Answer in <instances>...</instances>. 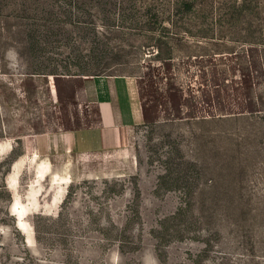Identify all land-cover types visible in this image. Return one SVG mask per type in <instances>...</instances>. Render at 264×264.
<instances>
[{"label": "rangeland", "instance_id": "1", "mask_svg": "<svg viewBox=\"0 0 264 264\" xmlns=\"http://www.w3.org/2000/svg\"><path fill=\"white\" fill-rule=\"evenodd\" d=\"M94 76L137 82L126 143L30 148ZM6 145L0 264H264V0H0Z\"/></svg>", "mask_w": 264, "mask_h": 264}, {"label": "crops", "instance_id": "2", "mask_svg": "<svg viewBox=\"0 0 264 264\" xmlns=\"http://www.w3.org/2000/svg\"><path fill=\"white\" fill-rule=\"evenodd\" d=\"M84 103L97 112L98 124L67 133L41 134L30 148L50 151L62 148L77 154L120 147L143 118L142 103L134 79L117 76L84 77Z\"/></svg>", "mask_w": 264, "mask_h": 264}, {"label": "bare ground", "instance_id": "3", "mask_svg": "<svg viewBox=\"0 0 264 264\" xmlns=\"http://www.w3.org/2000/svg\"><path fill=\"white\" fill-rule=\"evenodd\" d=\"M9 146H2V148H1V150L0 151H3V152H7L8 150H9ZM35 155H36V153L34 154V157H35ZM40 169H39V171H38V175L39 176H42V175H44L45 174V172H46V170H47V166H46V164H44V163H42V164H40ZM62 180L64 181V182H61L62 184H65V183H67L68 182V180H67V177L66 176H64V177H62Z\"/></svg>", "mask_w": 264, "mask_h": 264}, {"label": "trees", "instance_id": "4", "mask_svg": "<svg viewBox=\"0 0 264 264\" xmlns=\"http://www.w3.org/2000/svg\"><path fill=\"white\" fill-rule=\"evenodd\" d=\"M185 5L187 6V8H189V7H190V4H189V3H186Z\"/></svg>", "mask_w": 264, "mask_h": 264}]
</instances>
